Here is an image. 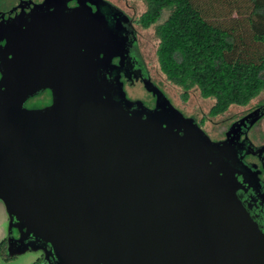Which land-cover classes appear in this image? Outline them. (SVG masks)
<instances>
[{
  "label": "water",
  "instance_id": "95a60500",
  "mask_svg": "<svg viewBox=\"0 0 264 264\" xmlns=\"http://www.w3.org/2000/svg\"><path fill=\"white\" fill-rule=\"evenodd\" d=\"M75 1L67 12L0 27V201L9 231L32 236L58 264H264V233L234 170L205 152L199 128L167 101L129 111L104 90L98 67L108 35ZM45 89L50 106L22 108Z\"/></svg>",
  "mask_w": 264,
  "mask_h": 264
},
{
  "label": "trees",
  "instance_id": "16d2710c",
  "mask_svg": "<svg viewBox=\"0 0 264 264\" xmlns=\"http://www.w3.org/2000/svg\"><path fill=\"white\" fill-rule=\"evenodd\" d=\"M140 1L145 10L137 23L143 29L155 24L163 9H170L154 27L159 71L184 93L196 87L202 98L213 99L212 115L246 105L264 87V0H248V36L260 48L251 54H242L233 31L207 21L193 0ZM6 240L0 241V255Z\"/></svg>",
  "mask_w": 264,
  "mask_h": 264
},
{
  "label": "flooded vegetation",
  "instance_id": "af4514ba",
  "mask_svg": "<svg viewBox=\"0 0 264 264\" xmlns=\"http://www.w3.org/2000/svg\"><path fill=\"white\" fill-rule=\"evenodd\" d=\"M5 2L6 0H0L1 28L19 24L29 17H50L55 9L61 10L62 8L64 12H67L77 6L75 0H71V2H64V0H14L13 4L7 7ZM79 3L84 6V8L88 7L87 9H89L91 13L94 12L93 6L94 4L96 5V0H91V4L87 6L84 1V4L81 1ZM106 26L108 38L103 48L101 47L103 50L100 49L99 54V62L104 65L98 67L101 77H105L103 82L104 90L109 92L110 95H113V97L120 102L126 101V99H124L116 88L119 86L124 87L125 85L133 86L138 84L142 86L148 94L151 95L154 93L155 96H161L156 84L149 81V76L139 49L136 50L133 48V44L137 43L133 20L115 12ZM0 45H4V40L0 42ZM29 99L44 100L45 104L43 106L47 107L51 105L52 96L51 92L45 89L28 97L23 102L22 108L26 111H35L40 110L41 107H24V103ZM165 101L167 100L161 97V103L166 104ZM134 102L138 101L125 102L129 103V106L126 105L129 111L136 110V107L133 105ZM160 105L161 104L157 106L156 104V107L159 108ZM144 108L147 111L154 110L152 108ZM159 113L161 118L167 120L171 119L170 113ZM262 116H264V106L261 105L231 120L220 138L215 140L210 139L204 133H200L198 137L202 140L203 149L211 158L220 159L234 170V176L239 183V189L237 191L239 198L252 219L264 233V136L261 135V137L258 138L259 135L251 133L252 128ZM190 120L199 128L194 120ZM12 224H15L14 220H12ZM17 225L18 229H21L20 223ZM17 232L16 228H11L6 240L5 250L8 247L14 250L17 247H22L24 244L29 243L32 245V248H39L43 251V259L47 261L46 264H58L55 259L51 258L52 253L48 248L36 242L30 235L24 239H19L20 236Z\"/></svg>",
  "mask_w": 264,
  "mask_h": 264
},
{
  "label": "rangeland",
  "instance_id": "374dc122",
  "mask_svg": "<svg viewBox=\"0 0 264 264\" xmlns=\"http://www.w3.org/2000/svg\"><path fill=\"white\" fill-rule=\"evenodd\" d=\"M196 6L200 9L204 18L213 23L221 25L222 27L230 28L238 44V48L242 54H251L257 51L258 45L253 44L248 36L247 15L249 12L248 0H193ZM14 0H6V7L13 4ZM71 2V0H69ZM94 16L99 18L97 29L107 31V22L112 15L117 12L123 17H129L133 20L134 30L136 34L137 43L133 44V48L139 49L141 58L147 70L149 81L156 84L161 96H155L154 93L148 94L142 86L135 84L133 86L125 85L118 87V92L122 94L126 101L141 102L147 109H155L156 104H161V97L165 98L183 117L194 120L199 126L200 133L206 134L210 139H218L224 132L227 124L249 110L264 106V87L244 106H229L220 114H211V107L214 104L213 99L202 98L196 89L191 87L184 91L172 84H170L162 73L159 71L156 63V49L158 41L154 36V27L162 23L170 13V9H163L160 13L159 19L155 24L143 29L137 23L140 16L145 10L144 3L140 0H96L94 4ZM238 49V50H239ZM260 49V48H259ZM145 77V76H144ZM264 80V73L262 75ZM155 101V103H154ZM45 101L41 100H27L24 107L30 108L41 107ZM154 107V108H153ZM163 107H161L162 109ZM165 112V111H164ZM251 133L255 135L264 136V116L254 125ZM8 216L4 204L0 201V241L9 236ZM9 254L7 249L2 250L0 255V264H43V251L39 248H32L17 254Z\"/></svg>",
  "mask_w": 264,
  "mask_h": 264
}]
</instances>
